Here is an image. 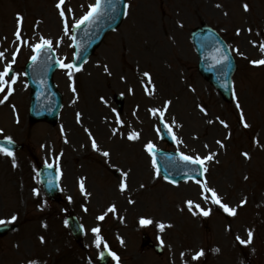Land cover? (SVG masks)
<instances>
[{"label":"rangeland","instance_id":"1","mask_svg":"<svg viewBox=\"0 0 264 264\" xmlns=\"http://www.w3.org/2000/svg\"><path fill=\"white\" fill-rule=\"evenodd\" d=\"M222 1L217 7V0H127L123 24L83 68L73 69L72 79L66 68L55 74L64 106L52 126L29 120L30 89L23 67L44 40L51 41L64 65L72 64L71 30L94 0L61 5L67 34L56 7L59 0H0V73L13 69L0 92L3 99L12 89L0 104V137L24 145L12 156L0 153V221L15 217L20 224L17 232L0 239V264H98L106 248L118 257L111 264H264V245L258 239L264 232V65L252 63L264 60V5L253 2L245 11L239 2L229 11L230 1ZM224 12L234 14L236 22L220 21ZM17 16L23 17L19 26ZM203 22L226 28L238 64L232 104L224 103L198 72L188 40L190 30ZM238 28L239 37L233 35ZM117 95L124 97L122 110ZM96 106L101 111L95 112V120L105 128L99 132L83 119ZM113 110L122 115L113 116ZM241 112L248 128L241 123ZM159 119L174 133V147L161 140ZM131 133L138 138L129 140ZM148 144L199 157L207 169L205 179L168 183ZM210 155L209 162L205 158ZM57 158L64 177L53 203L42 194L37 167ZM77 179L84 180L88 195L85 189L81 194ZM213 191L236 215L212 203ZM110 207L114 213L107 211ZM71 213L85 227L81 242L68 235L65 220ZM101 215L103 221L98 220ZM142 219L152 223L142 226ZM95 228L100 229L99 247ZM143 236L160 243L162 255L146 249ZM201 251L204 255L194 259Z\"/></svg>","mask_w":264,"mask_h":264},{"label":"snow or ice","instance_id":"2","mask_svg":"<svg viewBox=\"0 0 264 264\" xmlns=\"http://www.w3.org/2000/svg\"><path fill=\"white\" fill-rule=\"evenodd\" d=\"M64 2H65V0H59V3L56 5V7H57L58 9H61V10H60V16H61V18L64 20L65 33L67 34V30H68V22H67L66 19H64V17H65V13H64V10L61 8V5H63ZM217 7H220V5H217ZM100 8H101V0H97L96 5H95L94 7H92L91 11H89V13H88L86 16H84V17L82 18V20H80V21L76 24V27H79L80 24H83L85 21H88L90 18H92L93 15H94V13H98V12H99ZM244 10H245V11H248V10H249V8H248L247 5L244 6ZM69 11H70V10H69ZM17 22H18V26H19L20 24H22V23H23V17H21V16H17ZM237 34H239V33H237ZM16 36H17V39H19V31H17ZM43 45H44V46H50V45H51V41L44 40V41H43ZM37 47H40V46L38 45ZM33 50L35 51L36 49L34 48ZM260 50H261L262 52H264V44H262V45L260 46ZM2 57H3V53H0V58H2ZM13 59H14V58H13ZM32 59H33V61H35V60H36V57L33 56ZM225 59H227V58L225 57ZM252 63H253L254 66H260V65H264V60L253 61ZM60 66H61L62 68H66V69L69 70V71H68L69 79H72V76H73V71H72V70H73V68H74V65H72V64H67V65L61 64ZM75 71H77V72L80 71V68L76 67V68H75ZM7 75H8L7 70L4 71V72H2V73H0V92H4V91H5V87L8 86V82L4 79V77L7 76ZM145 76H148V73H145ZM149 82H150V79H149ZM12 83H15V80H13ZM73 91L75 92V88H73ZM11 93H12V89H11L10 87H8V95H11ZM8 95H5L3 99H0V104H3V103L7 100ZM168 103H170V102H168ZM236 107H237V109L240 108L239 103H237ZM152 111H153L154 114H155V112H156L157 110H152ZM201 111L203 112L204 109H201ZM78 116H79V114H78ZM240 120H241V123L243 124V127H244V128H248V127H249V125H248L246 122H244V115H243L242 112H241V114H240ZM167 127H168V126L165 125V128H167ZM224 127H228V125H227V124H224ZM113 134H115V133H113ZM134 138H138V134H136V133H131V134H129V136H128V139H129V140H132V139H134ZM65 142H66V141H65ZM217 143H220V142L218 141ZM92 147H93V150H96V149H97V145H96V143H95L94 140H93V143H92ZM221 147H224V145L221 144ZM152 148H153V146H152L151 144H148V145H147V150H148L150 153H151ZM0 153H3V154H5V155H7V156H12V153H11V152H5V150H4L3 148H0ZM102 155L105 156V157H107V156H109V153H108V152H103ZM243 155L245 156V158H250V157H248V154H247V153H244ZM212 158H213V157L210 155V156L206 157L205 160H211ZM13 159H14V158H13ZM183 159H184L185 161H188L189 163H192V164H197V163H199V164L201 165L202 168H203V166H204V161H202L199 157H196L195 159H193V158H191V157L184 156ZM13 167H15V163L13 164ZM204 171H207V169L205 168ZM198 174H199V173H198ZM122 175H124L125 178H126V176H127L126 173H124V174H122ZM202 187H206V185H204V186H202ZM125 189H126V185H125L123 182H121V185H120V191L123 192V191H125ZM81 191H82V192L84 191V186H83V184H81ZM212 196H213L212 203L219 205V207L222 208L223 211H224L225 213H227L229 216H234V215H236L235 210H233V209L229 208L228 206H226L225 204L221 203V201L219 200V198L216 197V194H215L214 191H213V193H212ZM189 205H190V207H191V202H189ZM107 211H108V212H113V213H114V212H115V208H114V207H110ZM202 215H203V216H208V215H209V211H202ZM104 219H105V216H103V215H101L100 217H98V220H100V221H103ZM13 220H15V217H13ZM4 223H5L4 221H0V224H4ZM140 223H141V225L143 226V225L151 224L152 221H150V220H143V219H142V220L140 221ZM160 227H161V229H163L164 226L161 225ZM92 231H93L94 234L97 235V238H96V244H97V247H99V246L101 245V239H100V237H99V235H98V234L100 233V229H99V228H95V229H93ZM248 237H249V240H248L247 242L250 243V242H251V238H252V233H251V232L248 233ZM42 242H43V241H42ZM241 243H245V242L242 241ZM105 247H107V246L105 245ZM109 254L113 256V259L118 260V257H116L114 254H112V253H109ZM203 255H204V253H203V251H201L200 253L197 254L196 257H194V259H199V258H200L201 256H203Z\"/></svg>","mask_w":264,"mask_h":264},{"label":"bare ground","instance_id":"3","mask_svg":"<svg viewBox=\"0 0 264 264\" xmlns=\"http://www.w3.org/2000/svg\"><path fill=\"white\" fill-rule=\"evenodd\" d=\"M152 52H151V55H153V56H155L156 55V53H157V51H156V49H155V46L153 45L152 47ZM67 107V109H68V107H69V105H67L66 106ZM98 110V111H97ZM69 111H71V110H68V113H69ZM95 112H100V107L99 106H96V107H92L91 109H90V113H89V117H90V115H91V118H84V120H88V121H90L92 124H93V126H94V128H95V130L97 131V132H99V131H103V130H105V128L104 127H101L100 126V124H98L97 123V121L95 120V118H96V115H95ZM65 121H66V119H64ZM110 125H111V123H109L108 124V128H110ZM71 128H72V132H71V137H72V139L73 140H76L77 139V136H76V134L73 132V130H75L76 128L71 124ZM119 145H123L122 143H119Z\"/></svg>","mask_w":264,"mask_h":264},{"label":"water","instance_id":"4","mask_svg":"<svg viewBox=\"0 0 264 264\" xmlns=\"http://www.w3.org/2000/svg\"><path fill=\"white\" fill-rule=\"evenodd\" d=\"M115 25H116V24H115ZM228 88H229V86H228ZM226 96L228 97V92L226 93ZM56 115H57V111H56V113L53 112V114H50V115L48 116V117H49L48 120H50V121H54ZM158 156H159V158H160V163H159V165L161 164L162 167L165 168V170H167L168 167H169V166H168V163H169V162H167V160L175 159V156H173V155L168 156V155H166V154H162V153H158ZM164 174H165V173H164ZM165 175H166V174H165ZM182 178H184V177L176 176V177H175V180L180 181Z\"/></svg>","mask_w":264,"mask_h":264}]
</instances>
